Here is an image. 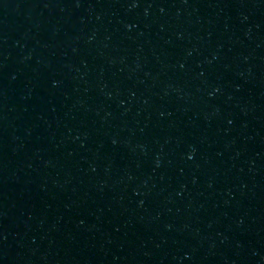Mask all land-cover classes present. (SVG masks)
<instances>
[{"label":"water","instance_id":"obj_1","mask_svg":"<svg viewBox=\"0 0 264 264\" xmlns=\"http://www.w3.org/2000/svg\"><path fill=\"white\" fill-rule=\"evenodd\" d=\"M0 264H264V0H0Z\"/></svg>","mask_w":264,"mask_h":264}]
</instances>
